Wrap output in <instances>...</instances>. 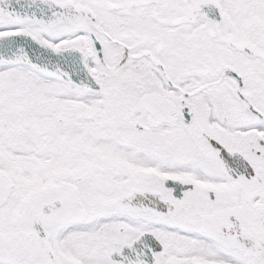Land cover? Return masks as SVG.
<instances>
[{"label": "snow or ice", "instance_id": "1", "mask_svg": "<svg viewBox=\"0 0 264 264\" xmlns=\"http://www.w3.org/2000/svg\"><path fill=\"white\" fill-rule=\"evenodd\" d=\"M0 264H264V0H0Z\"/></svg>", "mask_w": 264, "mask_h": 264}]
</instances>
